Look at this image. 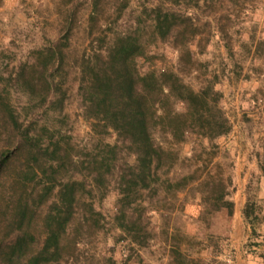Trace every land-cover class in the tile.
I'll list each match as a JSON object with an SVG mask.
<instances>
[{"label": "rangeland", "instance_id": "1", "mask_svg": "<svg viewBox=\"0 0 264 264\" xmlns=\"http://www.w3.org/2000/svg\"><path fill=\"white\" fill-rule=\"evenodd\" d=\"M120 32L138 45L136 75L173 73L195 92L210 89L228 121V133L211 140L187 129L170 144L166 128L153 130L154 141L178 157L169 177L195 178L176 192L145 191L126 168L135 156L125 150L110 171L98 163L88 166L93 157L100 161V144L113 145L117 136L85 113V65ZM166 107L186 111L175 100ZM24 133L62 160L37 156L35 146L15 150ZM263 140L264 0H0V159L12 153L0 175L5 244L15 233V227H5L17 203L32 193L28 216L38 241L25 253H35L47 230L45 217L62 209L61 185L77 182L60 261L46 264H170L173 245L198 264H264ZM213 144L209 157L204 152ZM30 168L36 174L22 179ZM207 173L224 183L231 179V216L225 209L202 216L200 181ZM123 176L127 197L120 188ZM47 181L55 189L38 206ZM123 211L133 221L125 227ZM26 259L14 258L13 264Z\"/></svg>", "mask_w": 264, "mask_h": 264}, {"label": "trees", "instance_id": "2", "mask_svg": "<svg viewBox=\"0 0 264 264\" xmlns=\"http://www.w3.org/2000/svg\"><path fill=\"white\" fill-rule=\"evenodd\" d=\"M168 20V15L165 16ZM158 34L165 36L161 27H157ZM138 45L130 33H117L104 49H99L89 57L85 65V77L82 81L83 100L85 113L97 124L110 128L116 133L117 141L113 145L100 144L101 159L98 162L95 157L88 162L100 164L110 171V163L117 158V154L126 151L135 156V164L127 165V170L136 175L139 185L147 192L158 196L160 192L171 193L184 188L189 182L194 181L193 174H187L181 178L171 179L169 169L177 160V155L171 147H163L154 141L152 132L157 126L166 128L173 141H180L187 129L194 130L197 134L213 139L228 133L230 127L227 119L218 107L219 96L214 91H193L189 86L181 82L173 73L162 74L156 78L153 74L139 77L134 73L133 58L136 55ZM169 100L179 101L185 104L186 111L178 113L167 109ZM15 123V122H14ZM16 124V123H15ZM28 146H35L37 156L44 155L48 160H62L55 150L47 147L36 146L33 137L23 134L20 147L21 151ZM213 144L208 151L209 157L215 153ZM262 159L260 169L264 175V140L262 145ZM11 152L0 159V175L5 165L11 159ZM109 156V157H107ZM37 159V157H36ZM112 166V165H111ZM196 170H199V165ZM28 174L35 175L33 168L22 172V179ZM103 178V173L97 171L96 177ZM200 181L204 191L201 199V213L208 215L212 212L225 209L228 216L232 215L234 204L227 199L229 189L232 187L228 177L226 183L220 175L207 173ZM97 180V179H94ZM99 180V179H98ZM124 176L120 177V188L128 195V189L124 186ZM77 182H67L61 185L60 201L62 209L56 214L48 213L45 217L46 233L42 244L38 245L35 253L26 255L25 249L38 241L30 230V199L32 193L21 197L5 229L15 227V233L10 243L0 240V261L7 260L6 264H13V259H22L27 256L26 264L59 263L62 245L61 234L65 235V226L74 216V204L76 202ZM55 189L50 181L44 183L38 193V206L47 202L49 195ZM24 198V200H23ZM33 203H34V199ZM56 205V203L54 204ZM122 219L132 224L131 217L127 218L125 211ZM170 264H198L197 261L187 258L179 245L170 247ZM223 264V263H217Z\"/></svg>", "mask_w": 264, "mask_h": 264}, {"label": "crops", "instance_id": "3", "mask_svg": "<svg viewBox=\"0 0 264 264\" xmlns=\"http://www.w3.org/2000/svg\"><path fill=\"white\" fill-rule=\"evenodd\" d=\"M263 197H264V194H263Z\"/></svg>", "mask_w": 264, "mask_h": 264}]
</instances>
